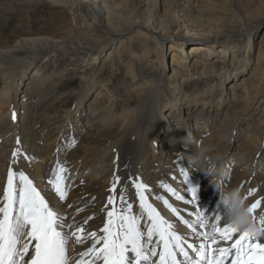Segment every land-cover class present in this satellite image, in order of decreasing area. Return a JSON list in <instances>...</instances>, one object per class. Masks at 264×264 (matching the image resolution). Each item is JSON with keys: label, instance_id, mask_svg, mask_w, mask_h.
<instances>
[{"label": "bare ground", "instance_id": "obj_1", "mask_svg": "<svg viewBox=\"0 0 264 264\" xmlns=\"http://www.w3.org/2000/svg\"><path fill=\"white\" fill-rule=\"evenodd\" d=\"M53 1L58 3L63 0ZM68 1L74 6V14L80 20L77 23L78 26L87 31L90 30V26H101L102 29L97 32L108 35L109 28L104 23H107L113 16H123L129 8H134L141 22L150 26L152 30L159 25L153 19V15L148 12V5L153 0ZM258 2L261 11H264V0H258ZM181 22L179 14H176L167 26H174L177 30L181 28ZM23 40L33 49L38 47L42 51L48 48L51 61L47 67L38 66L39 69L35 71V76L26 84L30 92L28 95L24 93L18 120L12 118L11 127L14 129L15 136L9 147L10 156L5 171L7 173L11 165L13 150L17 147H20L27 156L34 157L35 159L31 162L21 158L19 163L12 167L16 171L23 170L33 180L42 195L49 200L50 206H54L58 213L68 217V223L73 225V230L81 225L86 217L92 215H95V218L84 225L85 235L91 231H98L103 226L105 216L101 214V208L106 204L107 197L110 195L109 189L115 175L121 178L117 191L119 193L121 188L126 187V196L128 201L133 203L134 213L139 211V201L132 181L139 177L150 189L146 192L149 203H152L166 220L177 226L178 233L188 235L190 242L193 237L189 234V230L164 205L163 200H168L185 219H194L189 216V213L200 210L213 219L220 216L226 221L227 209L220 205V193L211 183V178L190 164L189 157L196 155L195 145L201 143L213 152L218 151L223 154V162L229 169L225 186L239 187L244 196H247L249 191H254V195L248 196V204L251 205L256 200H261V209H264V40L257 56V66L250 71L248 76L241 78L240 83L232 82L226 98L221 93V107H218L216 111L213 106L217 105L220 99L218 98L214 104H211L212 94L207 90L202 95L195 96L196 101L193 100V102L186 95L183 100L186 101L185 107L179 106L181 99L178 97L173 102L174 110L165 116L163 112L167 106L164 104L163 80H161L152 82L146 91L140 92L141 97L137 106L132 109L124 108L115 118L109 109L116 108L118 103L113 102L109 97L103 99L102 93L98 92L95 100L87 105V108H81L74 122L71 123L70 119L73 115L72 113L69 115L70 111H68L59 130H48L47 127L49 132L44 130L47 114L43 108L48 98L53 95L54 87L59 86L61 80L64 79L62 76L66 64L72 63V67L77 68L81 64L80 61L96 50L97 46L80 41L68 44L57 39L34 35L25 37ZM1 41H3V46H0V76L6 79L9 75L7 70L13 65L19 66L21 60L17 47L12 46L8 38L0 37ZM226 46L228 45L219 49L218 56L213 61L214 64L205 63L209 65L199 72L201 74L196 73L193 76L197 78V83H207L204 77L206 70H212L215 73L212 77L219 78L226 72L229 74V65L234 67L239 62L244 64L245 61L248 62L249 52L242 56V49L238 48L229 53L231 48ZM156 48H158L157 51H162L161 43H158ZM110 56L112 55L109 53L108 57ZM172 61L174 67L171 68L170 77L182 84L184 80H187L188 73L177 68L176 65H183L179 59L172 58ZM94 64L93 61L90 63L89 73L84 78L97 83L92 74L95 69ZM219 68L220 71L216 70ZM156 69L165 72V68L155 67ZM131 77L132 81L138 80V76L134 73ZM15 82L14 80L8 83L7 91H1L0 105H3L2 101L6 102L11 91L15 90ZM102 82L105 83L104 86L110 83L107 79L101 80L100 84ZM221 87L223 91V84ZM261 97L263 99L256 104L255 110L247 112L249 104L251 105ZM198 98L201 104L197 102ZM228 103L230 111L228 112L227 108L225 113ZM12 105L16 112L15 108L19 105L17 106L15 98ZM241 105L247 106L238 112L237 109ZM230 113H235L234 118L236 119H227ZM15 114L17 117V113ZM237 114H243L246 119H237ZM66 124L69 126H65ZM163 132L164 136H162ZM189 132L195 138L194 144L185 143ZM1 133L3 134V131ZM34 136H39V140L33 138ZM53 136L54 143L50 145L49 138ZM173 137H176L174 142H172ZM17 138L21 141L19 146L16 144ZM73 140L76 141L74 147L71 146ZM57 161L67 169L64 175L68 198L65 201H59L55 193L50 190L51 186L47 184ZM3 163L5 162L0 159V172ZM181 167L189 172L188 183L191 187L198 189L197 201L187 205L176 200L175 196L160 186L161 183H167L180 195L191 200V193L187 192V185L180 173ZM43 170H48V172L44 174ZM6 179L0 183V196L3 195ZM69 204L72 207H68ZM78 208H83L84 211L77 212ZM260 211L257 210V215ZM222 223L226 224V222ZM71 244L73 251L69 256L72 264H76V261L80 259L79 253L85 251L91 241L77 244L73 240Z\"/></svg>", "mask_w": 264, "mask_h": 264}, {"label": "rangeland", "instance_id": "obj_2", "mask_svg": "<svg viewBox=\"0 0 264 264\" xmlns=\"http://www.w3.org/2000/svg\"><path fill=\"white\" fill-rule=\"evenodd\" d=\"M68 2V0L58 3L53 0H0V37L8 38L11 45L17 47L21 60L19 66L13 65L7 70L9 75L6 79L0 76V94L2 90L7 91L8 83L16 81L15 90L11 91L7 101H2L3 105H0V127L3 126L0 129V132L3 131V134H0V159L5 162L0 172V183L7 178L5 167L9 162L11 150L9 147L15 136L11 127L13 113H17L18 120L21 100L24 93L28 95L30 92L26 84L35 76L38 66L47 67L51 61L48 48L42 51L38 47L33 49L23 38L34 35L57 39L68 44L80 41L97 46L96 50L80 61L81 64L77 68H73L72 63L66 64L62 76L64 79L59 86L54 87L53 95L48 98L43 108L47 114L44 123L46 131L59 130L68 111L69 115L71 113L73 115L71 123L74 122L81 108H87V105L95 100L98 92L102 93L103 99L109 97L118 103L116 108L109 109L115 118L124 108L132 109L137 106L141 97L140 92L146 91L152 82L161 80L164 104L167 106L163 112L165 116L174 110L173 102L178 97L181 99L179 106L183 107L186 106V101H183L186 95L193 102L195 96H200L207 90L212 94L211 104L220 99L217 105L213 106L216 111L221 107V93L226 98L232 82L240 83L241 78L248 76L257 66V56L264 40V11H261L258 0H153L148 5V12L153 15L155 22H158V29L152 30L150 26L141 22L134 8H129L123 16H113L104 23L109 28L108 35L97 32L102 29L101 26H90L89 31L79 27L77 23L80 20L74 14V6ZM176 14H179L182 20L181 28L177 30L174 26H167ZM158 43H161L162 51H157ZM2 44L3 41L0 42V46H3ZM225 45L231 48L229 53L238 48L242 49V56L249 52L248 62L245 61V64L239 62L234 67L229 65V74L226 72L219 78L212 77L213 74L215 76L212 70H206L204 77L207 83H197V78L193 76L196 73L201 74L199 72L209 65L205 63H213L219 49ZM109 53L112 56L108 57ZM172 58L179 59L183 65H176L177 68L188 73L187 80L182 84L170 77L171 68L174 67ZM92 61L95 62L92 74L98 85L84 78L89 73L88 68ZM155 67L165 68V72L155 70ZM132 73L138 76L137 81H132ZM103 79L109 80V85L104 86L103 82L100 84ZM14 98L17 106L19 105L15 108L16 112L12 105ZM262 99L263 97L258 98L249 104L247 112H253L256 104ZM197 102L201 104L200 98ZM228 106L230 104L226 106L225 113L227 108L228 112L230 111ZM246 106L238 107V112ZM234 117L235 113H230L227 119H236ZM239 118L246 119L243 114H237V119ZM215 119L213 116V120ZM68 124L65 126H69ZM164 135L163 132L162 136ZM33 138L39 140V136ZM175 138L173 137L172 142ZM49 139L50 145H53L54 136ZM154 147L156 148V144ZM42 172L46 174L48 170ZM72 251L70 243L68 254Z\"/></svg>", "mask_w": 264, "mask_h": 264}, {"label": "snow or ice", "instance_id": "obj_3", "mask_svg": "<svg viewBox=\"0 0 264 264\" xmlns=\"http://www.w3.org/2000/svg\"><path fill=\"white\" fill-rule=\"evenodd\" d=\"M75 143L73 140L71 146ZM16 144H21L19 138ZM21 158L28 162L35 159L24 154L20 147L13 150L4 192L0 196V264H72L68 253L73 240L77 244L91 241L90 246L79 253L76 264H264V239L236 231L222 223L219 216L205 218L200 210L189 213L194 219H185L168 200H163L189 230L193 237L190 242L188 235L178 233L177 226L149 203L146 192L150 189L139 177L132 181L139 201L138 213L133 212L126 187L118 193L121 178L115 175L110 195L101 208L105 216L103 226L85 235L84 225L95 218L92 215L73 230L68 217L50 206L33 180L23 170H14L12 166ZM66 172L57 161L47 181L59 201L68 198ZM180 173L191 200L167 183L160 186L186 205L196 202V190L188 183L189 172L181 167ZM254 194L249 191L245 199ZM261 204V200H256L250 207L254 217L264 225ZM257 210H261L259 215ZM82 211L83 208L77 209V212Z\"/></svg>", "mask_w": 264, "mask_h": 264}, {"label": "clouds", "instance_id": "obj_4", "mask_svg": "<svg viewBox=\"0 0 264 264\" xmlns=\"http://www.w3.org/2000/svg\"><path fill=\"white\" fill-rule=\"evenodd\" d=\"M194 136L189 132L185 138L186 144H194ZM196 155L189 157L190 164L196 170L206 173L211 178V183L220 193V205L227 209V218L222 222H226L233 229L241 233H248L260 239H264V225L259 221V218L254 217V213L242 194L239 187L228 188L225 186V180L229 175V169L224 164L223 154L213 152L204 144L195 145ZM196 190V196L198 189ZM204 212V211H203ZM204 217L208 215L204 212Z\"/></svg>", "mask_w": 264, "mask_h": 264}]
</instances>
